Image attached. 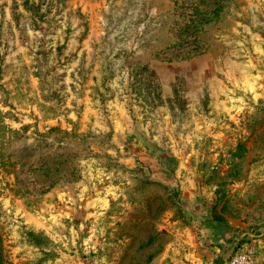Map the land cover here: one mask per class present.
Instances as JSON below:
<instances>
[{
  "label": "rangeland",
  "instance_id": "obj_1",
  "mask_svg": "<svg viewBox=\"0 0 264 264\" xmlns=\"http://www.w3.org/2000/svg\"><path fill=\"white\" fill-rule=\"evenodd\" d=\"M247 244L264 264V0H0V264Z\"/></svg>",
  "mask_w": 264,
  "mask_h": 264
},
{
  "label": "built area",
  "instance_id": "obj_2",
  "mask_svg": "<svg viewBox=\"0 0 264 264\" xmlns=\"http://www.w3.org/2000/svg\"><path fill=\"white\" fill-rule=\"evenodd\" d=\"M222 264H259V262L255 256V249L247 244L229 254Z\"/></svg>",
  "mask_w": 264,
  "mask_h": 264
},
{
  "label": "trees",
  "instance_id": "obj_3",
  "mask_svg": "<svg viewBox=\"0 0 264 264\" xmlns=\"http://www.w3.org/2000/svg\"><path fill=\"white\" fill-rule=\"evenodd\" d=\"M37 243V242H36Z\"/></svg>",
  "mask_w": 264,
  "mask_h": 264
}]
</instances>
